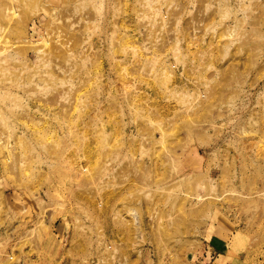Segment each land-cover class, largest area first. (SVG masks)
<instances>
[{"label":"rangeland","instance_id":"obj_1","mask_svg":"<svg viewBox=\"0 0 264 264\" xmlns=\"http://www.w3.org/2000/svg\"><path fill=\"white\" fill-rule=\"evenodd\" d=\"M0 264H264V0H0Z\"/></svg>","mask_w":264,"mask_h":264}]
</instances>
